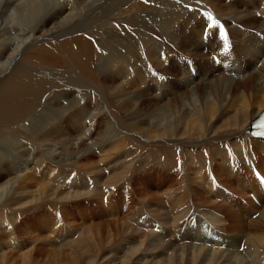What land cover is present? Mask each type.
I'll use <instances>...</instances> for the list:
<instances>
[{
  "label": "bare ground",
  "instance_id": "obj_1",
  "mask_svg": "<svg viewBox=\"0 0 264 264\" xmlns=\"http://www.w3.org/2000/svg\"><path fill=\"white\" fill-rule=\"evenodd\" d=\"M121 1L0 0V146L14 145L13 151L25 157L20 156V165L4 177L0 163V229L4 228L0 231L4 239H0V264L25 254L16 230L23 225L30 228L24 221L29 207H33L34 218L43 220L55 236L58 227L77 221L74 216H91V205L70 208L88 203L103 204L101 213L112 221L101 225L115 226L117 230L109 235L120 240L97 264H264V189L255 176L264 174V139L251 135L252 124L264 111V36L257 35L260 31L264 34V17L257 15L258 11L264 13L262 0ZM223 2L231 7L224 4L225 9L219 11L216 6ZM202 9L215 12L231 27L233 68L216 66L206 52V45L219 49L222 34L213 30L204 40ZM58 16L67 27L59 31L51 23L52 18L60 19ZM33 25L36 28L29 30ZM123 25L132 35L123 34ZM56 31L66 32L68 37L56 39L60 35ZM3 44L14 53H4ZM99 49L149 65L147 73L152 78L147 100H142V93L120 92L113 87L120 92L115 97L120 110L118 127L109 120L103 139L98 132L92 134L98 123L89 127L84 122L87 109L83 110V103L94 88L77 82L83 73L90 77L92 68L113 71L117 66L112 63L118 64V60L112 62L109 52L104 65L92 62ZM175 51L196 60V75L184 64L166 65L161 60ZM131 59L123 65L129 70L128 75L123 74L127 80L141 64L134 63L136 69ZM152 69L166 74L155 76ZM168 76L169 80H163ZM68 94L80 99H62ZM57 101L63 104L69 125H60L65 117L61 110L56 112ZM101 113L110 118L101 105L94 122L100 121ZM74 139L77 144L71 143ZM63 148L73 156L65 157ZM90 152L94 153L91 160L87 157ZM95 155L102 169L109 171L102 188L94 185L96 181L92 180L91 186L90 180L77 177L81 169L96 171ZM85 158L88 162L80 161ZM56 164L61 171L52 170ZM41 166L51 168V188L46 183L36 189L19 185L23 178H30L28 172L36 170L33 174L37 175ZM239 168L250 177L243 176ZM167 173L172 181L165 184L170 178ZM228 178H235L244 192L236 191V195L247 198L246 190L250 189L247 196L253 192L258 198L259 202L249 198L251 210L236 197L224 194L219 186ZM222 195L225 201L220 202ZM37 201L40 205H31ZM44 210L50 213L45 215ZM256 212H260L258 218L253 217ZM87 226L85 232L96 228L90 223ZM90 237L69 241L72 245H65L73 247L69 253L52 254L76 264L79 258L74 246L84 250L88 244V251H92ZM100 241H96L97 246ZM80 259L85 264L94 262L83 255Z\"/></svg>",
  "mask_w": 264,
  "mask_h": 264
},
{
  "label": "rangeland",
  "instance_id": "obj_2",
  "mask_svg": "<svg viewBox=\"0 0 264 264\" xmlns=\"http://www.w3.org/2000/svg\"><path fill=\"white\" fill-rule=\"evenodd\" d=\"M127 1H129V0H122L121 1V3H124L125 4V2H127ZM222 4V5H221ZM226 6H228V7H231V6H229V5H227L225 2H223V3H219L216 7H219L218 8V10L220 11H223L224 9H225V5ZM221 8V9H220ZM223 9V10H222ZM58 18H60V19H55V18H52V21H51V23H53L54 25H55V27H56V29H58L57 31H59V30H61V28L65 25L64 23H65V21L61 18V17H59L58 16ZM126 19V18H125ZM124 19V20H125ZM3 20H5V22L7 21V18L6 17H4L3 18ZM56 20V21H55ZM51 23H49V25L48 26H51V25H53V24H51ZM65 27V26H64ZM63 27V28H64ZM123 27H124V32H123V34L125 35V34H127V35H129V34H131L130 32H129V30L123 25ZM36 28V26L35 25H33V27L31 26L30 28H29V30H34ZM62 28V29H63ZM65 28H67V27H65ZM54 31V30H53ZM56 31V34H60V35H56L55 36V38L56 39H62V37L63 38H67L66 36H64L65 34H66V32L65 33H62V32H57ZM1 32V31H0ZM129 32V33H128ZM62 33V34H61ZM7 35V34H6ZM9 35V34H8ZM7 35V36H8ZM132 35V34H131ZM124 37V36H123ZM123 37H122V40H123ZM124 43V42H123ZM4 45V44H3ZM5 47V48H4ZM3 48H4V53H10L11 55L14 53V51H10V47H9V45H7V44H5L4 46H3ZM7 49V50H6ZM8 51V52H7ZM97 51V52H96ZM106 51V52H105ZM105 51H102V50H95V52H96V54H98L97 56H98V58L97 59H95L96 58V56H95V58H94V60H92V62L93 61H95L96 62V64L98 63L99 64V66H102V65H104L105 64V61H106V57H108L109 55H110V57H112L111 59H112V62H113V59H117L118 60V64H114V63H112L113 64V66H115V65H117L116 67H117V70L118 71H120V72H117V70H116V67H113V68H115V69H113V71H111V70H109L108 68H105V69H103V70H99L98 68H92L91 69V71H89V74H90V77L89 76H86V75H84L85 73H83L82 74V79H79V81H77L78 82V85H79V83L81 84V85H91L93 88H94V91L92 92V94H91V97L89 96L88 98H87V100L83 103V110H84V108H86L87 109V114L85 113V115H84V122L86 123V124H90L89 125V127H91V124H96V123H98V124H96L97 125V127H93L92 128V134L95 136V133L96 132H98V134L97 135H99V136H101V138L103 139V137H104V134L107 132V129H108V127H109V120H112L113 122H114V124H115V126L116 127H118V123H117V120H118V117H119V114H120V110H119V107H118V104H117V102H116V99H115V97L116 96H118L119 94H120V92H122L123 90H126V91H132V92H134L136 95L138 94V93H142L143 95H144V97L142 98V100H147V98H148V96H150V91H151V81H150V78H151V74L150 73H147V72H149L150 71V68L148 67L149 65H146V64H144V63H141L140 61H134V60H132L131 58H129V57H127V56H125V57H122V56H120L119 54H117V53H115L114 51V53L113 52H111V51H108V50H105ZM92 52H94V49H92ZM103 52V54H101ZM105 52V53H104ZM107 52H109L108 54H107ZM96 54H94V55H96ZM100 54V55H99ZM108 56H107V55ZM114 55V56H113ZM101 56V57H100ZM102 56H104V57H102ZM116 56H117V58H116ZM127 57V58H126ZM100 58H101V60H100ZM120 58V59H119ZM122 58V59H121ZM131 59V61H133V62H131V64L133 65V67L135 66H137L138 67V65H135L134 63H136V62H138V64H140L139 65V68L138 69H140V66H142V69L140 70V72L138 73V74H136V72L138 71V69H137V67H136V69L137 70H134L133 71V73H132V75H133V77L132 78H130L129 80H127V76L126 75H123V74H126L127 73V75H128V72H129V70L127 69V61L129 60V59ZM3 59V58H2ZM4 59H5V61H7L8 59H6V57H4ZM98 60V61H97ZM119 60H122L121 62L119 61ZM102 61V62H101ZM124 61H126V62H124ZM94 62V63H95ZM140 62V63H139ZM124 63V64H123ZM96 64H94L95 66H97ZM121 64V65H120ZM144 64V65H143ZM123 65H126V66H123ZM119 66V67H118ZM145 66H147V67H145ZM134 67V68H135ZM145 68V69H144ZM95 69H98L97 70V72H96V70ZM107 69V70H106ZM123 71H121V70ZM144 69V70H143ZM105 70V71H104ZM114 70H116V71H114ZM125 70H127V71H125ZM109 71V72H108ZM142 71V72H141ZM122 72V73H121ZM100 73V74H99ZM101 73H103V74H101ZM107 75H106V74ZM142 73V74H141ZM76 75H77V77H80L79 76V74L76 72L75 73ZM112 74V75H111ZM117 74V75H116ZM141 74V75H140ZM111 75V76H110ZM139 75V76H138ZM92 76V77H91ZM108 77V78H107ZM117 77V78H116ZM121 77V78H120ZM125 77H126V79H125ZM137 77V78H136ZM140 77H142V78H140ZM107 78V79H106ZM111 78V79H110ZM124 80H123V79ZM138 78H139V80H138ZM101 79V80H100ZM113 79V80H112ZM152 79V78H151ZM148 80V81H147ZM124 81V82H123ZM140 82V83H139ZM113 83H115V84H113ZM117 83V84H116ZM127 83V84H126ZM77 84V83H76ZM108 86H107V85ZM81 85H79V86H81ZM136 85V86H135ZM144 87H143V86ZM127 86V87H126ZM117 88V89H119L120 90V92L118 93V92H116L115 90H114V88ZM119 87V88H118ZM147 88V89H146ZM146 89V90H145ZM139 90V91H138ZM115 92V93H114ZM146 92V93H145ZM117 93V94H116ZM94 95H96V97L99 99V101L97 100V98L96 97H94ZM146 95V96H145ZM68 96H69V99H68ZM73 95L71 94V95H67L66 97L63 95L62 96V99H65V100H69V101H71V102H75V101H78L79 99H80V96H78L77 98H75V97H73ZM111 97V98H110ZM128 97V96H127ZM94 98V99H93ZM72 99V100H71ZM129 99L130 100H132L130 97H129ZM108 100V101H107ZM90 101V102H89ZM93 101V102H92ZM60 101H57L56 103L58 104V105H56V103L54 104V106H55V110H56V112L58 111V110H61L60 112H62L63 113V115L66 113L65 111L63 112V108H61L62 106H63V104L62 105H60V103H59ZM146 102V101H145ZM104 103V104H103ZM135 103V102H134ZM90 104V105H89ZM104 105V107L108 110V113L110 114V118H104V116H103V113H101L100 115H98V116H100V121H99V119H97L96 120V122H94V118L96 117V114L99 112V109L101 108V105ZM85 106H87V107H85ZM57 107V108H56ZM100 107V108H99ZM61 108V109H60ZM91 108V109H90ZM93 109V110H92ZM97 109V110H96ZM96 110V111H95ZM81 111V109H79V110H77L76 111V113H79ZM91 112V113H90ZM93 113V114H92ZM115 116H116V118H115ZM64 117H65V119H61L62 121H61V126L62 125H65V124H67V125H69V123H70V121H69V119L67 118L68 117V114H66V115H64ZM88 117V118H87ZM87 118V119H86ZM92 119V120H91ZM107 121V122H106ZM35 125L37 126V124H33V126H34V128H36L35 127ZM60 125H58L59 127H60ZM75 127L77 126V124H75L74 125ZM94 129V130H93ZM96 135V136H97ZM71 143L72 144H77V140H72L71 141ZM101 145V144H100ZM99 145V146H100ZM3 148H2V147ZM0 146V149L1 150H4V151H1V152H3V153H1L0 152V154L2 155L1 157H0V163L2 164V167L5 169V170H3V177L5 176V174H6V172L7 173H13L14 171H15V168L17 167L16 165H20L19 163L22 161V159L21 158H24L25 159V157L24 156H21V158H20V156L18 155V154H16L15 153V151H13L14 150V148L16 147V146H6V145H1ZM12 147V149H10ZM72 147V146H71ZM99 148V147H98ZM96 148L94 147V150H95ZM100 149V148H99ZM7 150H9V151H7ZM61 150V149H60ZM63 150V152L65 153V157H70V156H73V154L71 153V151H69V149H65V148H63L62 149ZM6 151V152H5ZM8 152H9V154H8ZM14 152V153H13ZM23 152H25V151H23ZM6 153H7V155H6ZM39 154V153H38ZM90 154H91V156H90ZM90 154H89V156H87L90 160H91V157H92V155H94V153L93 152H90ZM77 155V154H76ZM5 156V157H4ZM10 156H11V158L12 159H14L15 158V160H12L11 158H10ZM14 156V157H13ZM162 159H164V157L163 156H161V154L159 155ZM116 157V155L114 156V158ZM3 158V159H2ZM88 158L86 159L85 158V160H80L81 162H83V161H85V162H88ZM97 157H96V155L95 156H93V158L92 159H94V161H96V163H95V166H96V171H94V172H89V171H87L86 169H81V172L80 173H78L77 174V177H80V179H82V180H86V181H89V180H93V181H96V182H94V185H96V186H98V188H102V187H104L105 186V183H106V181H108V176H109V174H108V172L109 171H106V170H104V168L102 169V164L101 163H99V162H97V159H96ZM11 159V160H10ZM23 159V160H24ZM5 160H7V161H5ZM153 160H156L154 157H153ZM14 161V162H13ZM158 161V160H157ZM3 162H6V163H4L3 164ZM158 162H160V161H158ZM16 163H18V164H16ZM153 163H154V161H153ZM6 164V165H5ZM154 164H156V163H154ZM11 165H13L12 167H11ZM33 166V167H32ZM31 167H32V169L35 167L34 166V164L32 163L31 164ZM54 168L52 169L53 171L55 170V171H57V169L59 170V171H61L62 169H60V167H59V165L58 164H56V165H54L53 166ZM57 168V169H56ZM100 169H102V170H100ZM171 169H172V167H171ZM40 171H38L37 173V175L35 174H33V173H36V170H32V171H30V172H28V176L30 175V178L29 179H27L26 181H24L23 179L20 181V183H19V185L21 184V185H23V186H26V187H28L29 185V187L28 188H30V189H36L37 187H39V185L40 184H43V183H46L50 188H51V186H52V180H51V168L50 167H47V166H41V168L39 169ZM32 172V173H31ZM46 172V173H45ZM246 172V171H245ZM93 173H94V175H93ZM174 172L172 171L171 172V175H173L174 177H175V173L173 174ZM243 173V172H242ZM43 174V175H42ZM46 174V175H45ZM92 174V175H91ZM244 174V173H243ZM41 176V178H40V176ZM49 175V176H48ZM95 175H97V176H95ZM246 175H247V177L249 178L250 176H249V174H248V172H246ZM34 176V177H33ZM45 177V179H43L44 177ZM167 176H169L168 175V173H167ZM253 176V175H252ZM251 176V178H253ZM48 177H50V179L48 178ZM97 177H98V179H97ZM170 178H169V180L167 179L166 181H165V184H168V182H171L172 181V179H171V176H169ZM255 177V176H254ZM40 178V179H39ZM176 179H177V177H175ZM49 179V180H48ZM258 179V178H257ZM46 181V182H45ZM41 182V183H40ZM221 182L223 183V185L224 186H226V187H228L229 189H231V190H234L233 192L235 193L236 191H239L240 193H244L243 192V190L241 189V187L238 185V182L236 181V179L234 178V179H231V178H228L226 181H223V180H221ZM49 183V184H48ZM93 185V184H92ZM32 187V188H31ZM221 189H222V185L221 186H219ZM88 189H90V188H88ZM223 190V189H222ZM246 192H247V194H248V192H250V189H247L246 190ZM239 193V194H240ZM253 193V192H252ZM247 194H245V197H247V198H241V199H238V200H240L245 206H246V208H248L249 210H251V207H250V205H248L249 204V201L248 200H250L249 198H251V196L249 195V196H247ZM251 194V193H250ZM254 194V193H253ZM235 195H236V193H235ZM252 199V198H251ZM27 200H31V198L30 197H28L27 198ZM40 203V201H37V202H34V203H32L31 205H40L39 204ZM258 204V203H257ZM91 205V207L92 208H90V211H91V216H87L85 219H86V221H84V222H82L81 220H85V219H81V215H76V216H74L75 218H76V222L74 223V224H72V222L71 221H73V220H71V221H69V223H70V225H72V226H65L64 228H61V227H58V233L55 235V236H53V235H50V233H49V231L47 230L48 228H47V225H45V223H44V221L42 220V221H39V220H37V219H35L34 218V216H33V214H31L32 212H33V210H31L33 207H29L28 208V212L25 214V218H24V221L27 223V224H30V228H28V229H25V227H24V225H23V228L22 229H17L16 230V236H17V238H20V243H21V245H23V250H25V251H22V252H25V254L24 255H22L21 257H18L17 255H16V257L14 258V259H12V260H10L8 263H6V264H75V261H72L71 259H68L67 260V262L65 261V260H63V259H61L60 257H58V256H53V254L52 253H54L55 251L59 254V252H60V254H63L62 252L63 251H68V253L71 251V248H73V247H71V248H69L68 246H65V245H72L69 241H71V240H73V241H77V239L78 240H80L79 238H81V241H83L84 239H85V237H90L91 235V237H90V239L93 241V244H92V251H88V250H90V246L88 245V244H86L85 246H84V250L82 249V246H74V244H73V246L76 248V251L78 252L77 253V258H81V256L83 255L84 256V258H87V259H91V260H94V262L92 263V264H97L98 263V260H100V259H102V260H104L103 259V257H104V255L105 254H107V253H110L112 250H114V249H116V245H117V243H118V241L120 242V240L118 239L119 237L118 236H114V237H111L109 234H110V232H114L115 230H117V228L115 227V226H112V227H107L106 228V226H102L101 224H106V223H110L112 220H111V218H110V216H108V215H106L104 212L103 213H101V208L100 207H104L103 206V204H101L100 205V207H99V205L97 206L96 204H93V203H88V204H85V205H78V204H73V206H70V208L72 209V210H76L77 208H88V206H90ZM216 209V208H215ZM80 210V209H79ZM86 210H88V209H86ZM99 210H100V212H99ZM216 210H218V209H216ZM90 211H88L89 213H90ZM219 211V210H218ZM48 211L47 210H44V214L45 215H48L49 213H50V211L47 213ZM28 213L29 214H31V217H28ZM37 212H35V214H36ZM256 213H257V216H256ZM254 215H253V217L254 218H258L259 217V214H260V212H256ZM105 214V215H104ZM51 216V214L49 215V217ZM94 217V219H92ZM50 218H52V217H50ZM91 218V219H90ZM69 219H71V218H69ZM12 220V222H16V220L15 219H11ZM86 222V223H85ZM90 223V225H95L96 226V228L94 229V230H92V231H88V232H85L86 230H83V229H86L88 226V224ZM102 227V228H101ZM2 229H4V228H1L0 229V231L2 230ZM42 229V230H41ZM19 230V231H18ZM27 230V231H26ZM82 230V231H81ZM110 230V231H109ZM24 233H23V232ZM29 231H31V232H33V233H31V232H29ZM106 231V232H105ZM21 232V233H20ZM28 234H27V233ZM45 232V233H44ZM46 233H48V234H46ZM85 233V234H84ZM92 233V234H91ZM105 233V234H104ZM21 234V235H20ZM24 234V235H23ZM102 234V235H101ZM90 235V236H89ZM106 235H108V236H106ZM19 236H21V237H19ZM30 236V237H29ZM42 236H43V238H42ZM111 238H110V237ZM23 237V238H22ZM33 237V238H32ZM41 239V241H40V239ZM48 238V239H47ZM50 238V239H49ZM99 238H100V240H102V241H100L99 240ZM0 239H1V237H0ZM6 240L8 239L7 237L5 238ZM22 239V240H21ZM24 239V240H23ZM45 239H47L46 241H45ZM70 239V240H69ZM109 239V240H108ZM1 240H4V239H1ZM27 240V241H26ZM29 240V241H28ZM36 240V241H35ZM43 241V242H42ZM96 241H100V246H97L96 245ZM172 241H175V240H172ZM7 242V241H6ZM24 242V243H23ZM30 242V243H29ZM42 242V243H41ZM34 243V244H33ZM41 243V244H40ZM108 243V244H107ZM186 243L188 244L189 242H187L186 241ZM44 244V245H43ZM43 245V246H42ZM25 246V247H24ZM35 246V247H34ZM38 247V249H37V247ZM53 246V247H52ZM113 246H114V248H113ZM242 246H243V244H242ZM32 247H34V249L32 248ZM100 247L102 248L101 249V251H100ZM40 248V249H39ZM46 248V249H45ZM66 248V249H65ZM68 248V249H67ZM97 248V249H96ZM33 249V250H32ZM45 249V250H44ZM51 249V250H50ZM58 249V250H57ZM60 249V250H59ZM62 249V250H61ZM78 249L81 251H78ZM82 249V250H81ZM54 250V251H53ZM86 250V251H85ZM32 251V252H31ZM36 251V252H35ZM41 251V252H40ZM48 251H51V253L49 254V252ZM59 251V252H58ZM86 253H85V252ZM97 251V252H96ZM100 251V252H99ZM89 252H90V254H89ZM95 252V253H94ZM39 253V254H38ZM44 253H46V255L44 254ZM80 253V254H79ZM99 253V254H98ZM37 254V255H36ZM82 254V255H81ZM85 254V255H84ZM96 254V255H95ZM111 254H115V253H111ZM42 255V256H41ZM44 255V256H43ZM81 255V256H80ZM24 256V257H23ZM23 258V259H22ZM48 258V259H47ZM68 258H70V255H69V257ZM17 259V260H16ZM22 259V260H21ZM44 259V260H43ZM55 259H58V260H55ZM61 259V260H60ZM79 259H76V264H85V262L83 261V260H79ZM82 259H83V257H82ZM21 260V261H20ZM25 260V261H24ZM31 260V261H30ZM71 260V261H70ZM77 260H78V262H77ZM33 261V262H32ZM54 261V262H53ZM59 261V262H58ZM70 261V262H69ZM26 262V263H25ZM61 262V263H60ZM4 263V262H3ZM5 264V263H4Z\"/></svg>",
  "mask_w": 264,
  "mask_h": 264
},
{
  "label": "snow or ice",
  "instance_id": "obj_3",
  "mask_svg": "<svg viewBox=\"0 0 264 264\" xmlns=\"http://www.w3.org/2000/svg\"><path fill=\"white\" fill-rule=\"evenodd\" d=\"M214 23H218V21H214Z\"/></svg>",
  "mask_w": 264,
  "mask_h": 264
}]
</instances>
